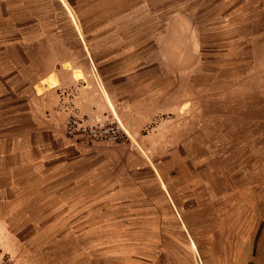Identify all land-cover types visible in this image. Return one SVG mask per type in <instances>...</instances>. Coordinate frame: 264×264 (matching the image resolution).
<instances>
[{"label":"crops","instance_id":"1","mask_svg":"<svg viewBox=\"0 0 264 264\" xmlns=\"http://www.w3.org/2000/svg\"><path fill=\"white\" fill-rule=\"evenodd\" d=\"M263 61L264 0H0V244L22 227L80 228L101 201L121 202V185L132 204L102 218L111 228L86 240L89 253L211 264L212 198L232 188L225 171L204 176L211 154L160 135L122 162L69 136L66 122L110 108L163 112L194 91L211 113L245 107L251 91L264 112Z\"/></svg>","mask_w":264,"mask_h":264},{"label":"rangeland","instance_id":"2","mask_svg":"<svg viewBox=\"0 0 264 264\" xmlns=\"http://www.w3.org/2000/svg\"><path fill=\"white\" fill-rule=\"evenodd\" d=\"M258 72L259 78L264 77V61L258 66ZM194 92L195 95L186 103L163 112L128 114L113 112L110 108L102 113L78 116L89 118L104 115V119L114 121L120 128L121 138L117 141L72 137L87 141L93 146V153L112 156L114 160L122 162L123 155L130 154L134 149L141 153L144 149L148 153L147 141L156 136L190 140L188 149L192 153H208L215 158L211 163V173L201 168L204 176H211L214 170L219 169L225 171L228 180L232 182V188L218 190L212 198V216H219L214 219L211 217V237L205 238L208 261L211 264H264V112L255 108L259 100L253 98L251 91L246 106L235 108L230 113L209 112L203 95L199 91ZM250 98H253L251 103ZM114 166V175L122 177V172L116 169V161ZM103 173L106 170L101 171L100 175ZM115 188L121 202L117 204L118 199L106 203L101 201L97 209L84 216V224L80 228L68 225L60 230L54 224L22 227L18 241L0 244V264H110L108 260L114 256L115 251L108 254L111 255L110 259L104 258V250L89 253L86 240L111 228L102 220L109 211L131 206L129 191H124L121 185ZM141 204L137 202L135 206ZM92 216L100 219V222H86ZM65 236L68 240L66 244L62 242ZM75 236L78 240L82 239L81 249L76 251L72 241ZM117 260L120 263L121 260ZM135 262L131 264H140ZM195 262L201 264V259L195 256Z\"/></svg>","mask_w":264,"mask_h":264},{"label":"built area","instance_id":"3","mask_svg":"<svg viewBox=\"0 0 264 264\" xmlns=\"http://www.w3.org/2000/svg\"><path fill=\"white\" fill-rule=\"evenodd\" d=\"M104 115L87 118L71 116L66 130L71 136H80L89 140H119V126L114 121L104 119ZM123 129V127H121ZM124 130V129H123Z\"/></svg>","mask_w":264,"mask_h":264}]
</instances>
